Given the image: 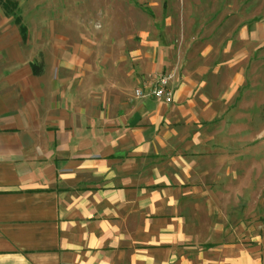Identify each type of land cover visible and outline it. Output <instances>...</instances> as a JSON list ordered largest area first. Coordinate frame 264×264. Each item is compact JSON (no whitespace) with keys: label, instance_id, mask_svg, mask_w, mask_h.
<instances>
[{"label":"crops","instance_id":"crops-1","mask_svg":"<svg viewBox=\"0 0 264 264\" xmlns=\"http://www.w3.org/2000/svg\"><path fill=\"white\" fill-rule=\"evenodd\" d=\"M16 18L0 8V264H264L205 140L232 99L206 68L167 65L172 103L139 100L162 67L99 61L55 24L24 41Z\"/></svg>","mask_w":264,"mask_h":264},{"label":"rangeland","instance_id":"rangeland-1","mask_svg":"<svg viewBox=\"0 0 264 264\" xmlns=\"http://www.w3.org/2000/svg\"><path fill=\"white\" fill-rule=\"evenodd\" d=\"M3 6L33 40L40 28L54 24L82 31L99 61L117 60L127 67L151 62L162 67L161 74H172L167 65L206 68L213 80L206 94L232 99L228 106L221 102L225 112L207 129L205 140L216 143L220 168L231 174L226 184L238 220L247 211L259 225L254 238L262 237L264 0H0Z\"/></svg>","mask_w":264,"mask_h":264},{"label":"built area","instance_id":"built-area-1","mask_svg":"<svg viewBox=\"0 0 264 264\" xmlns=\"http://www.w3.org/2000/svg\"><path fill=\"white\" fill-rule=\"evenodd\" d=\"M171 80V74L146 76L134 89L133 96L139 100L149 99L163 104H171L174 95Z\"/></svg>","mask_w":264,"mask_h":264},{"label":"trees","instance_id":"trees-1","mask_svg":"<svg viewBox=\"0 0 264 264\" xmlns=\"http://www.w3.org/2000/svg\"><path fill=\"white\" fill-rule=\"evenodd\" d=\"M147 13L151 15V12L149 10H147ZM15 22L17 25H19V29H20L22 39L25 41L26 34H27L26 28L24 26L20 25L19 19H16ZM32 70L34 71L35 75H40L42 73V63H40L39 65L37 63H34L32 65Z\"/></svg>","mask_w":264,"mask_h":264}]
</instances>
